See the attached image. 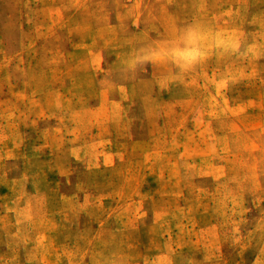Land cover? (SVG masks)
<instances>
[{"label":"rangeland","instance_id":"rangeland-1","mask_svg":"<svg viewBox=\"0 0 264 264\" xmlns=\"http://www.w3.org/2000/svg\"><path fill=\"white\" fill-rule=\"evenodd\" d=\"M56 14L5 41L0 264H264V0Z\"/></svg>","mask_w":264,"mask_h":264},{"label":"built area","instance_id":"built-area-1","mask_svg":"<svg viewBox=\"0 0 264 264\" xmlns=\"http://www.w3.org/2000/svg\"><path fill=\"white\" fill-rule=\"evenodd\" d=\"M58 0H0V84L3 77L5 41L13 27L38 31L44 23L56 20Z\"/></svg>","mask_w":264,"mask_h":264},{"label":"trees","instance_id":"trees-1","mask_svg":"<svg viewBox=\"0 0 264 264\" xmlns=\"http://www.w3.org/2000/svg\"><path fill=\"white\" fill-rule=\"evenodd\" d=\"M106 264H132V263L130 261L113 260L111 263H106Z\"/></svg>","mask_w":264,"mask_h":264},{"label":"water","instance_id":"water-1","mask_svg":"<svg viewBox=\"0 0 264 264\" xmlns=\"http://www.w3.org/2000/svg\"><path fill=\"white\" fill-rule=\"evenodd\" d=\"M156 9H157V11H159V12L162 13V8H161L160 3H157V5H156Z\"/></svg>","mask_w":264,"mask_h":264}]
</instances>
